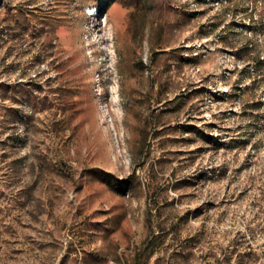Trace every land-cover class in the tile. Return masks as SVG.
<instances>
[{
	"label": "rangeland",
	"instance_id": "1",
	"mask_svg": "<svg viewBox=\"0 0 264 264\" xmlns=\"http://www.w3.org/2000/svg\"><path fill=\"white\" fill-rule=\"evenodd\" d=\"M0 264H264V0H0Z\"/></svg>",
	"mask_w": 264,
	"mask_h": 264
}]
</instances>
